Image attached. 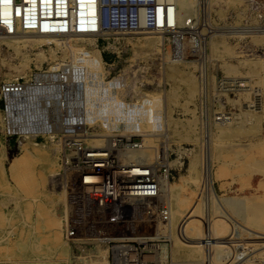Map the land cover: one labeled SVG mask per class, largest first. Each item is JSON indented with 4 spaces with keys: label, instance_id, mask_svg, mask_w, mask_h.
Masks as SVG:
<instances>
[{
    "label": "rangeland",
    "instance_id": "rangeland-1",
    "mask_svg": "<svg viewBox=\"0 0 264 264\" xmlns=\"http://www.w3.org/2000/svg\"><path fill=\"white\" fill-rule=\"evenodd\" d=\"M210 6L209 18L216 27L215 34L210 38H184L179 40L178 44H176L177 39L160 38L155 36L157 34L149 32L134 34L136 36L134 38L130 34L61 35L62 45H56L53 41L42 43V45L31 43H23L24 45L19 43L18 45L16 42L15 44L20 46L17 49L13 47L14 45L0 40V84L7 78L25 75L35 66H48L53 57L70 56L72 52L70 46L77 42L83 47L95 49L101 57L110 95L117 100L114 103L118 105L123 114H128L131 105L135 103V101L130 102L122 97L126 96L129 99L132 88L135 89V93L140 90L141 99L139 101L147 95L159 94L160 97L164 95L166 97L169 93L172 98L170 101L172 114L178 124L170 129L171 137L163 129L159 131V140L152 139L153 143L158 146L150 141L151 147L159 149H155L154 158L149 162L156 166V175L165 172L170 182L181 183L186 192L188 189L191 192L198 191L203 215L206 220L208 218L214 231H217L218 227L223 229L219 236L222 241H227L229 232L226 229H231L230 221L236 228L235 224L242 220L225 204L223 197L238 196L249 199L255 192L257 194L258 190L262 189L257 188L262 174L258 170L254 172L251 170V172L249 167H246V156L249 153L264 152V67L262 66L264 60V0H233V3L225 8L223 14L214 10L211 0ZM194 7L196 16V13H199L196 0ZM190 19H187V22H191ZM187 22H183V25L188 26ZM145 34L154 35H148L153 38L152 44L141 46L135 43L139 41L138 37ZM82 37L86 44H82ZM12 38L17 39L18 36ZM39 51L45 55L42 60L37 58ZM171 61H176V66L184 75H192L195 84L192 93L185 80L168 79L166 66L172 63ZM119 89L124 93L118 91ZM257 100H260V103ZM219 121H229L225 127H230L220 136L216 125ZM90 127H92L90 132L95 133L121 132L108 131L104 123L98 122L91 124ZM211 129L213 137L223 141L221 160L214 158L212 161L209 156ZM122 133L140 137L141 141L144 136L141 132ZM27 142L23 140L17 145L14 140H11L9 145L4 142L0 133V146L6 143L4 147L11 154V159H5L3 166H0V263L8 260L11 264H28L30 257L24 255L23 250L28 248L34 235L38 236V240H42L43 244L50 246L57 244V240L51 237L54 216L60 220L61 239H65L63 202H59L54 208L46 202L49 196L42 197L44 200L41 199L38 192L25 186L26 176L25 172H22L25 171L24 168L19 164L16 165L18 168L15 166L18 157L24 151L22 147ZM36 142L44 143L42 146H36L38 153L54 151L53 148L57 146L56 143L50 141ZM244 144L248 146L245 148ZM250 146H252L251 149ZM194 153H197L199 163L196 170L190 171L191 156ZM55 154H57L56 151ZM206 154L210 170L212 169L210 171L212 189L206 184V178L208 179V175H205L207 167L204 157ZM40 157L35 156L29 160L32 162L28 168L34 170L35 177L38 174L36 168L39 171L37 165ZM124 160L133 162L126 158ZM169 160L172 163L167 165L166 162ZM54 168L56 171L58 160ZM249 174L253 176L250 177L251 179ZM156 175L153 177L156 178ZM259 177L260 180H258ZM259 198L262 197L259 196ZM135 213L129 209L122 230L118 228L120 223H112L108 226L97 224L95 228L87 229L80 235L99 238L97 243L90 238L76 240L75 243L69 242L70 264H75V258L84 257L89 259L88 262H82L86 264H112L113 258H159L161 251L163 255L160 258H167L168 264H172L171 258L174 257L170 252L172 240L168 229L165 226L163 227L165 230L158 229L157 226V221L163 220V224L167 221V206L164 201L155 198L147 210L140 213L141 215L137 216ZM241 241H244L243 236L234 229L231 249L236 250ZM250 243L251 241H248L244 249L246 252L254 250L251 254V264H264V246L255 249ZM163 244H167V252L163 250ZM45 250L46 248L42 246L38 248L39 252ZM58 252L53 255L48 254L46 258L50 261L53 258L57 260L60 258L59 261L66 264L67 259L64 256L67 254L61 249ZM102 255L105 258H90ZM52 256L53 258H49ZM180 258L186 259L184 256ZM226 264H235V261L229 260Z\"/></svg>",
    "mask_w": 264,
    "mask_h": 264
},
{
    "label": "built area",
    "instance_id": "built-area-1",
    "mask_svg": "<svg viewBox=\"0 0 264 264\" xmlns=\"http://www.w3.org/2000/svg\"><path fill=\"white\" fill-rule=\"evenodd\" d=\"M196 1L199 13L184 26L172 19L177 0H0V37L23 32L62 36L149 32L177 39L176 44L188 37L210 38L216 27L209 18V0ZM66 58L53 57L48 66H35L0 84V133L9 145L11 140L19 145L28 138L58 145V168L50 186L66 194L63 231L65 239L75 243L88 239L80 235L97 224L124 222L128 198L154 194L157 180L131 172L123 159L124 152L139 146L140 137L109 133L102 144L89 139L92 127L85 121L83 72L72 52ZM139 96L140 90L130 89L131 99ZM211 259L204 257L202 264H213ZM85 261L89 259L75 258L74 263ZM158 263L159 258H113L112 262Z\"/></svg>",
    "mask_w": 264,
    "mask_h": 264
},
{
    "label": "bare ground",
    "instance_id": "bare-ground-1",
    "mask_svg": "<svg viewBox=\"0 0 264 264\" xmlns=\"http://www.w3.org/2000/svg\"><path fill=\"white\" fill-rule=\"evenodd\" d=\"M232 3L233 0H211V5H213L214 10L217 11L219 14H223L225 8L229 7V5ZM177 4H178L177 11L176 10L174 11L172 15V19L174 18L175 21L178 20L179 23L187 22V19L190 18H191L190 20H193L192 18H194L195 16V9H194L195 0H177ZM209 5H210V0H209ZM21 34L17 35L19 39L18 38L13 39L12 36L3 35L0 37V40L2 41L4 40L9 44L14 45L13 47H15V49H17V47H20L15 44L16 42L18 43V45L19 43L20 44L31 43L36 45H42V43H46L50 41H53L56 45L63 44V41L61 40L62 37L60 34H35L29 32H23ZM73 34H84V33H73ZM148 35L154 36L153 34L141 35L140 37L137 38V40L139 41H136L135 43H138L141 46L144 44H152L154 42L153 38L151 36L149 37ZM155 36H159V35H155ZM134 37L136 36L133 35L132 38ZM81 41L82 44H86V41L84 40L83 37ZM70 48L72 49V58H74V62H77L75 64L81 67L84 76V94L86 97V103H85L86 123L88 125L94 124L96 122L104 123L108 131H115V130L121 131L117 134H123L122 132L125 133L141 132L142 134H144L142 141L140 139L139 146L133 147L128 151L124 152L125 154L123 155V159L126 158V160L133 161V162L126 161V162H129L130 164L129 167L131 172L136 173L141 178L142 177L145 178L147 176L152 177L153 175H156V170H157L156 166L152 165L149 161L154 158L153 156L156 153L155 149L156 148L159 149V148L151 147L152 145L150 144V141H152L153 143L152 139H158L160 134L159 131L161 129H163L165 133H167V135L171 137L172 133H170V129L178 124L177 120L175 119V117H173L172 114V107L170 105V101L172 100V98L170 97V94L167 93L166 97L165 95L164 97H160L159 94L155 95L150 93L151 95H147L146 97H144L142 101H139L141 97L134 99L133 98L131 99L130 97L128 99L126 98V96H122L123 98L125 97V99L130 102L135 101V103L132 104L130 109L128 110V114L125 115L122 113L118 105L114 103L117 100L113 98L112 95H110L108 82H107L108 80L105 79V73L102 67L103 66L102 59L99 56V54L96 53L95 49H92L91 47L90 48L83 47L82 45H78L77 42L73 43L70 46ZM44 57L45 55H43L41 51L37 53V58H39L40 60L44 59ZM171 62L172 63H168L166 66V74L168 79L176 78L180 80L181 79L185 80L188 83V88L192 93L193 90L195 89V84L192 75L191 74L184 75L183 72H181V69L178 66H176L175 63L176 61H171ZM38 65H40V63ZM262 66L264 67V60ZM263 84H264V77H263ZM118 91L123 92L121 89H119ZM257 101H259L260 103V100ZM226 124H229V121L227 122L219 121V123L216 124L217 132L219 133V136L220 134H223V132L228 131V129L230 128V127L229 128L225 127ZM91 134L92 136L89 139L93 141V143L102 144L105 142V136H103L105 132H97V133L91 132ZM210 134H211L209 137L210 155L209 154L208 155L211 156L212 161L214 158L221 160V158L223 157V152H222V149L224 147L223 141L219 140L218 138H214L213 131L210 132ZM26 140L28 141L27 144L23 145L22 147L24 151L22 155L18 157L17 162L15 163V166L19 164V166L21 165L25 170L22 171L23 173L25 172L24 175L26 176L25 186L38 192L41 199L43 200L44 198L42 197L49 196V198L46 199V202H49V204L51 206H54V208L57 207L56 205L59 202H63L64 204L66 200L65 192L55 188H51L50 186L51 177L56 172L54 170L55 169L54 165L57 163V154H55V151L57 152L56 149L58 145L56 144L57 146L53 148L54 151L53 150H51L50 152L42 151L41 153H38L37 152L38 147L36 146L37 145L42 146V144L44 143L39 144L32 138H28ZM5 144L6 143H2L0 146V166H3V161L5 159H11V154H9L10 152L7 150V148L4 147L6 146ZM153 145L156 144L153 143ZM243 146L246 148V146L248 145L244 144ZM252 146H254V144ZM252 146H250L249 148L251 149ZM35 156H39V157L41 156L39 164L37 165L39 171L36 168V171L38 173L36 177L34 175V170L28 168L30 162H32V160L29 161L30 158H34ZM206 156L207 154L204 157V162L207 167L205 175H208V179L206 178L207 180L206 184L210 187V189H212V179L210 172L212 169L210 170L209 159H206ZM246 158H247L246 167L247 168L249 167L248 169H250V171L252 170L254 172V170L255 171L258 170L259 172H261L262 179L260 180L261 175H259L260 177L258 180L260 181H259V185H257L258 186L257 188L260 187L262 189L258 190L257 192L258 195L255 194L256 193L255 192L254 193L255 195L253 194L252 196H250L249 199H247V197H238V196L223 197V201L225 202V204L228 205L234 211V213L237 214L242 220V222L239 221L237 224H235L236 228H234L233 222L230 221L231 229L232 228L236 229L238 233H240L243 236L244 239V241H241L240 244H238V247L234 251L230 247L231 239L233 238L234 229L233 230L226 229V231L229 232V239L227 241H222L219 235L221 234L223 229L218 227L217 231H214L213 227L208 222V218L206 220L205 216L203 215L204 212H203L201 200L198 197L199 196L198 191L191 192V190L188 189V191L186 192V189H184V186L181 185V183L170 182L167 173L161 172L156 175L155 180H157V185L154 194H148L147 192H142V194H139L136 197L128 198V203H129L128 207H130V209L134 213L136 212L135 214L137 216H139L141 212L147 210V208L151 204V201L154 200L155 198L164 201V203L167 206V221L165 224H163V220L157 221V226L158 229L163 228L164 226L166 229H168L169 233L168 232L167 233L170 235L169 237H171L172 240V242L170 243L171 245L169 244L171 246L170 252L174 257V258L169 257L172 259V264H202L201 263L203 259L202 257L212 258L211 261L213 262V264H226L229 260H234L235 264H251L250 262V259L252 257L251 254L254 252V250H252V252L245 251L244 247L246 246L247 242L251 241L255 249L264 246L261 245L264 244V152L249 153L246 156ZM139 161L141 162L140 164H142L140 166H138ZM145 161L147 163H145ZM166 163L168 165L169 163H172V161L169 160ZM198 163H199V157L197 158V153L192 154L190 161V171L196 170V166ZM145 164H149V165H145ZM147 166H149L148 169ZM16 168L18 167L16 166ZM251 176L252 175L249 174V178ZM32 183L34 185H31ZM259 196L262 198H259ZM66 211L67 208L65 209L64 207V213ZM56 218L58 217L55 216L53 217L51 237H54V240H57L58 243L57 244L54 243L55 244L54 246L47 245L46 243L43 244L42 243L43 241L42 240L40 241V239L38 240L39 237L34 235L28 245V248L23 250V254L26 255L27 257H30L29 258L30 262L28 264H62L59 261L60 258H58L57 260V258H53L52 256L49 257V258H53L52 261H50V259L46 258V255L48 254L53 255L58 251H60V249L63 253L67 255L69 254L70 243L67 239H61V232H60L61 226L59 223L60 220H58L59 218L58 219ZM123 225L124 222L120 223L118 225V228L121 229ZM88 238L94 240L95 243L99 242V240H97L99 238L96 237H88ZM40 246L45 247L46 250L44 252L41 251L39 252L38 248ZM163 248H164L163 250L167 252L168 250L167 244H163ZM162 253L163 252L161 251L160 256L163 255ZM67 255L64 256V258L67 259L66 264H70L69 255L68 256ZM146 255L148 256L149 254L147 253ZM160 256H158L160 264H168V259L160 258ZM183 256L186 259L180 258ZM90 258H105V256L104 255L91 256ZM0 264H11V263H9V261L6 260L5 262ZM12 264H16V263H12Z\"/></svg>",
    "mask_w": 264,
    "mask_h": 264
}]
</instances>
